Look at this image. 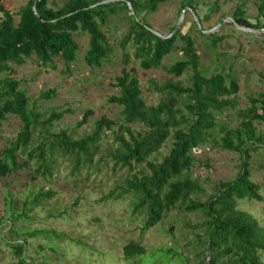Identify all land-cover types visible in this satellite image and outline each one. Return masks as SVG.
Listing matches in <instances>:
<instances>
[{"label": "trees", "instance_id": "1", "mask_svg": "<svg viewBox=\"0 0 264 264\" xmlns=\"http://www.w3.org/2000/svg\"><path fill=\"white\" fill-rule=\"evenodd\" d=\"M49 1H35L36 15L32 0H27L17 11L18 20L15 21V14L0 0V123L8 114L20 117L21 121L15 138L0 152L1 177L31 164L32 178L39 175L51 177L58 158L71 161L72 172L75 173L93 163L104 131L113 128V121L103 116L96 119L90 132L81 137H74L63 128L51 131L53 122L72 110L52 111L41 119V113L29 104L20 81L3 76L11 69L10 63L19 65L34 57L55 69L54 58L59 57L69 65L76 60L79 48L74 35L82 31L88 34L85 63L100 66L110 53L101 26L106 23L108 12H115L113 6L121 5L128 11L129 2L137 15L143 9L156 11L166 0H146L144 3L139 0H65L58 8L48 6ZM256 2L258 13L263 14L264 0ZM187 6L195 8V0H181L180 9ZM244 11L241 5L233 12L232 17L239 25H264L248 21ZM130 20V28L119 41L123 50V66L113 83L118 94L108 98L110 103L121 107L123 132L115 136L114 146L108 154L119 167L129 170L144 167L126 179L127 186L103 199L130 196L132 213L144 214L142 231L155 226L175 209L201 214L200 222L184 224L196 234V243L191 246L194 255H203L194 264H264L259 256V252L264 251V226L251 213L238 208L239 201L263 200L260 186L251 178L250 156L252 150L264 143V136L256 127V123L264 122V92L250 96L248 106L238 111L239 123L228 126L219 121L217 115L227 108H236V102L228 96L238 92L237 80L229 79L221 72L207 75L206 70L200 67L194 38L190 35L173 29L166 38H162L151 31L148 22L131 15ZM177 40L182 42V57L165 66L163 59L173 51ZM130 47L142 69L162 68L174 76L190 70L189 83L184 85L171 80L159 83L150 79L147 88L161 97L157 103L147 104L141 95L135 68L128 67L132 62L128 52ZM53 94V90H48L40 96L48 98ZM182 95L185 97V114L177 106ZM91 115L92 110L86 109L76 126L88 122ZM132 124H138L140 128L135 132L130 127ZM37 129H41V138L33 145ZM168 139H171V144L167 153L160 159L152 157L161 151ZM208 142L222 150L239 153L240 165L234 178L220 180L215 192L202 199L200 195L205 189L191 175V167L196 161L193 150ZM20 156L24 157L21 161ZM53 195L51 189H39L26 197L18 209L16 201L6 193V214L0 220V226L15 234L16 238L0 237L11 248L16 264H41L25 257L29 236L59 241L64 235L53 229L29 227L20 231L15 227L21 219L29 221L33 217L30 212ZM48 246L56 249L54 242ZM147 252L139 242L128 241L122 247L126 260L144 257ZM155 254H163V264H186L187 261L169 248L159 249Z\"/></svg>", "mask_w": 264, "mask_h": 264}, {"label": "rangeland", "instance_id": "2", "mask_svg": "<svg viewBox=\"0 0 264 264\" xmlns=\"http://www.w3.org/2000/svg\"><path fill=\"white\" fill-rule=\"evenodd\" d=\"M64 1L50 0L48 6L58 8ZM139 1L144 3L146 0ZM26 2L27 0H1L3 6L15 14V21L18 20L17 11ZM241 5L248 21L264 24V13H258L256 0H195V8L187 6L181 9V0H166L156 11L143 9L136 15L162 36H168L173 29L190 35L194 38L200 67L206 70L207 75L221 72L229 79L237 80L238 92L228 96L236 102V108H227L217 115V119L228 126L239 123L238 111L248 106L250 96L264 92V25L249 27L235 22L233 12ZM113 8L115 12H108L106 23L101 26L110 46V53L100 66L85 63L88 34L78 31L74 37L79 48L73 63L67 65L56 57V68L52 69L50 65H43L31 57L19 65L10 63L11 69L3 73V76L20 81L29 104L41 113V119L52 111L67 108L72 110L60 120L54 121L50 126L51 131L57 132L63 128L74 137H81L90 132L96 119L103 116L113 121V128L104 131L93 163L81 167L75 173L72 172L71 161L58 158L51 177L39 175L32 178V164L14 170L5 177L0 176V220L6 214V193L16 201V208L19 209L22 201L37 190L51 189L54 195L30 212L33 217L29 221L21 219L15 227L20 231L29 227L53 229L64 235L59 241L29 236L25 249L27 259L32 258L35 263L41 264H163V254L157 255L155 252L169 248L181 254L187 260L186 264H194L203 255H194L191 246L196 243V234L184 224L200 222L203 218L201 214L175 209L155 226L142 231L144 214L132 213L130 196L103 199L127 186L126 179L144 167L137 166L133 170L119 167L108 154L114 146L115 136L123 132L121 107L110 103L108 98L118 94V88L113 83L123 66V50L119 41L132 24L129 10L126 11L121 5ZM202 30L210 33H202ZM181 45L182 42L177 40L173 51L163 59L165 66L182 57ZM128 52L132 59L128 67L135 68L141 95L147 104H155L161 97L159 93L147 88L150 79L159 83L166 80L178 81L184 85L190 81V70L181 76L168 74L162 68L144 70L133 57L131 47ZM48 90L54 91L51 97L40 96ZM184 100L182 95L177 106L185 114ZM86 109L92 110V115L88 122L77 127L76 122ZM19 118L8 114L1 121L0 152L19 131ZM130 127L136 132L140 125L132 124ZM256 127L264 136V122L256 123ZM40 131L41 129H37L33 145L39 142ZM170 142L171 139H168L161 151L152 157L160 159L167 153ZM193 154L196 161L191 167V175L205 189L200 195L202 199L215 192V186L220 180L234 178L239 170V153L222 150L212 142L197 147ZM23 158L20 156L19 160ZM250 168L251 178L260 186L263 200L239 201L238 208L251 213L264 226V143L251 151ZM1 235L8 240L16 238L4 226H0ZM128 241L139 242L144 246L148 250L146 256L124 259L122 247ZM51 242H54L55 250L49 248L48 244ZM13 256L11 248L0 237V264H16L17 259ZM259 256L264 262V251H260Z\"/></svg>", "mask_w": 264, "mask_h": 264}, {"label": "water", "instance_id": "3", "mask_svg": "<svg viewBox=\"0 0 264 264\" xmlns=\"http://www.w3.org/2000/svg\"><path fill=\"white\" fill-rule=\"evenodd\" d=\"M35 1H36V0H32V4H33V10H34L35 14L37 15V13H36V9H35ZM127 4H128V8H129V11L131 12L132 17L135 18L136 15H135V13H134V11H133V7H132L131 3L127 2ZM151 31H152L154 34H156V35H158V36H160V37H162V38H166V37H167V36H162V35H160L157 31H155V30H153V29H151ZM202 32L208 33V32H210V31H203V30H202Z\"/></svg>", "mask_w": 264, "mask_h": 264}]
</instances>
